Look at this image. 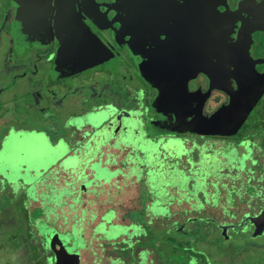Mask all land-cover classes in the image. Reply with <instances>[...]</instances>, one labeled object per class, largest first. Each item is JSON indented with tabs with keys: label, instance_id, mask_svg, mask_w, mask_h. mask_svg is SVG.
<instances>
[{
	"label": "flooded vegetation",
	"instance_id": "flooded-vegetation-1",
	"mask_svg": "<svg viewBox=\"0 0 264 264\" xmlns=\"http://www.w3.org/2000/svg\"><path fill=\"white\" fill-rule=\"evenodd\" d=\"M1 36L7 40L6 58L13 59L18 70H27L13 77L11 85L18 78L37 77L39 67L45 69L46 82L42 91L26 95L31 100L26 107L34 106L38 112L37 126L10 120L8 114L18 96L2 99L0 91V104L4 105L0 119L8 124L2 128L0 150L12 132L45 130V137L39 135L48 149L39 157H46L71 130V124L82 122L89 114L104 111L110 117L107 124H115L111 131L119 133L130 121L129 113L142 108L145 116L134 131H140L144 123L149 133L142 132L140 139L133 137L150 143L191 141L186 144L193 163L190 170L234 185L201 196L205 201L202 212L211 214L207 219L222 234L221 227L227 226L228 235L249 228L253 236L255 225L248 217L256 218L264 210V0H0ZM168 122L171 126L165 128ZM214 130L222 135H213ZM170 131L177 134H166ZM246 145L253 147L260 169L259 184L244 190L253 202L245 203L243 209V178L231 179L236 171L216 157L227 153L242 159ZM50 175V170L43 171L42 180ZM83 184L89 188L88 182ZM107 190L109 194L101 197L97 208L108 204L122 209L125 199L131 206L122 218L126 224L119 223L117 209L108 211L113 225L141 226L128 214H150L151 199H144L145 189L125 185L120 191L115 187ZM191 206H170V218L153 221H173L182 231L186 221L204 220L193 216L201 209L195 211ZM45 211L41 234L31 235L39 247V258L49 264L47 260H54L55 254L46 244L42 227L53 220L46 218ZM54 220L68 229L62 233L69 231L63 218ZM87 233L92 240L89 244ZM146 236L148 231L132 237L133 245L121 254L90 229L81 235V264L83 250H90L93 264H113L111 257L123 260L118 264H152L156 252ZM198 261L196 257L195 263Z\"/></svg>",
	"mask_w": 264,
	"mask_h": 264
},
{
	"label": "water",
	"instance_id": "water-1",
	"mask_svg": "<svg viewBox=\"0 0 264 264\" xmlns=\"http://www.w3.org/2000/svg\"><path fill=\"white\" fill-rule=\"evenodd\" d=\"M143 116L145 112L142 108L134 110L129 113L130 121L124 123L119 133H113L111 130L115 124H107L110 121L107 113H91L82 122L80 120L71 124V130H67L65 136L57 142L54 150L62 156L50 162L47 170L51 171V175L46 182L50 191L55 194V200L64 198L69 202L67 201L66 209H61L60 214L54 211L50 216L59 220L63 218L69 231L61 233L56 231L57 227H42V232L49 229V233H43L45 241L47 236L53 235L47 242L55 254L53 264H81L78 251L83 246L81 235L90 229L95 237L111 242L113 251L121 254L127 253L133 245L132 237L143 234L142 226L113 225L112 212L102 215L97 213V204L102 196L109 194L108 188L115 187L120 191L125 185L140 186L151 199L149 211L152 209L153 215L161 214L162 208L167 209L170 214L168 208L174 205L194 206L196 196L188 195V184L193 187L195 183L202 184L201 196L211 190L220 191L232 185L221 179L205 178L190 170L189 165L193 163L188 158L186 144L191 141L167 139L150 143L135 139L133 134L140 139L142 132L145 135L149 133L145 130L144 123L140 124V131H134L135 125L142 121ZM169 124L168 122L165 128L171 126ZM212 133L222 135L215 130ZM166 134L177 132L170 131ZM252 145H256V142ZM246 147L247 152L242 159L231 158L227 153L220 155V158L216 157L220 162L226 161L236 171L231 179L237 181L243 178V191L259 184V161L253 147ZM160 174L162 178L159 177ZM84 182L89 183V188L84 186ZM171 189L174 191L171 192ZM248 219L255 225L253 236L262 235L264 210L256 218ZM221 229L226 234L228 227L222 226ZM100 245L101 250H106L103 244ZM111 258L113 264L123 262L121 258Z\"/></svg>",
	"mask_w": 264,
	"mask_h": 264
},
{
	"label": "rangeland",
	"instance_id": "rangeland-1",
	"mask_svg": "<svg viewBox=\"0 0 264 264\" xmlns=\"http://www.w3.org/2000/svg\"><path fill=\"white\" fill-rule=\"evenodd\" d=\"M0 39L2 40L0 42V91L3 90L1 97L4 99L10 98L12 95L18 96V101L12 106L8 116L10 120L18 121L20 125L37 126L34 119L38 112L33 108L34 106L26 107L31 102L26 99V95L29 92L42 91L41 85L46 82L45 69L39 67L37 77L28 75L21 79L18 78L16 84L12 86L13 77L27 70L22 68L18 70L13 59L6 58L8 55L7 40L4 36H1ZM10 61L11 63H9ZM79 90L78 95H81V88H78ZM101 102L104 103V100ZM3 108L4 105L0 104V111ZM6 125L8 124L0 119V138L3 136V129L7 128ZM25 132L23 131L19 135L12 132L5 138L4 146L0 150V153L4 154V171L0 173V264H39L38 261L43 264L41 258H38L37 261L33 260L35 256L39 255V252L37 253L39 247L34 245L35 237L33 234L31 235L33 231L35 232V227H40L43 211L25 205L23 200L26 193L30 196L35 195L33 186L43 182L42 172L49 168L50 162L55 161L56 156L52 154V159L43 155L42 158L39 157V153H46L48 146L38 133ZM59 155L62 156L60 152L58 157H60ZM198 185L200 187H197ZM201 187L202 184L195 183L194 187L188 184L187 189L188 195L196 196L195 211L201 209L200 214L195 213L193 216L198 215L204 220L186 221L185 226L181 227L182 231H178L173 221L160 220L157 223L153 221L155 218L158 221L159 215L163 219L170 218L171 215L164 208L161 209V214L152 215V209L148 212L149 215L146 214V211L140 213L134 211L128 214L130 218L131 216L135 217L133 219L143 226L145 232L148 231L146 242L156 252L151 263L189 264V259L192 257L190 264H264V235L252 236L251 230L247 228L244 231H234L223 236L217 224L207 219V217H211V214L206 211L202 212L204 210L202 204L205 201L201 197ZM247 193L243 191V209L246 207V200L249 199ZM144 199L147 200L150 197L146 196ZM177 207L181 209L182 206L178 205ZM217 211L221 212V210ZM187 215H192V213H187ZM43 233H49V229ZM52 236H45L46 244ZM61 239L64 238L61 237ZM196 257L199 259L198 263H195ZM47 261L49 264L54 262L51 258Z\"/></svg>",
	"mask_w": 264,
	"mask_h": 264
},
{
	"label": "crops",
	"instance_id": "crops-1",
	"mask_svg": "<svg viewBox=\"0 0 264 264\" xmlns=\"http://www.w3.org/2000/svg\"><path fill=\"white\" fill-rule=\"evenodd\" d=\"M23 129V128H21ZM24 132L26 131L27 133H30L32 134L33 132L35 133H43L45 137V133L47 131H43V130H38V129H27V128H24ZM25 132V133H26ZM56 146V145H55ZM55 148H50V152L46 155V157L48 159H52L53 156L52 154H54L56 156V158L54 159L55 161L58 159V152L57 150H54ZM46 161H48L46 159ZM52 162V161H51ZM46 163V162H45ZM47 180L43 181L42 184H37L35 185L34 187L36 188L35 189V195L33 196H28L27 193L25 194V199L23 200L25 205H28L31 206V207H35V208H38L40 211H45L46 212V218L48 219V217L53 220V222H45V226L46 227H50V228H54V227H57L58 224H56L55 222V218L51 217L50 214H52L54 211L59 213L60 214V211L61 209H66V205L67 203L69 202L67 199L65 200L64 198H61L59 199V201L55 200V194L50 191L49 187L47 186ZM27 195V196H26ZM134 198V194H132L131 196V199ZM68 201V202H67ZM124 201V205L125 207L120 209L118 208L119 206L117 205V207H111L112 205H108L107 204V207H98L97 210H98V214L102 215L103 213L105 212H108V211H113L114 209L116 210V214H118V217L120 218L119 219V223H122V224H126V221H123L122 218L126 216V210L127 209H130V205H129V200L125 199L123 200ZM37 226V225H36ZM58 231H67L68 229L66 227H62L60 225H58ZM40 228H37L35 227L34 230H35V233L38 235L40 233L39 231ZM61 232V233H62ZM34 233V231H33ZM87 242L88 244L91 243V238H90V235L87 233ZM81 258H82V264H93V257L91 255V252L90 250H83L81 252Z\"/></svg>",
	"mask_w": 264,
	"mask_h": 264
},
{
	"label": "snow or ice",
	"instance_id": "snow-or-ice-1",
	"mask_svg": "<svg viewBox=\"0 0 264 264\" xmlns=\"http://www.w3.org/2000/svg\"><path fill=\"white\" fill-rule=\"evenodd\" d=\"M3 153H0V173H3L4 168H3Z\"/></svg>",
	"mask_w": 264,
	"mask_h": 264
},
{
	"label": "trees",
	"instance_id": "trees-1",
	"mask_svg": "<svg viewBox=\"0 0 264 264\" xmlns=\"http://www.w3.org/2000/svg\"><path fill=\"white\" fill-rule=\"evenodd\" d=\"M38 258H39V256L37 255V256L34 257L33 260H34V261H37V260H39ZM38 262H39V264H40L41 261H38ZM41 264H42V262H41Z\"/></svg>",
	"mask_w": 264,
	"mask_h": 264
}]
</instances>
